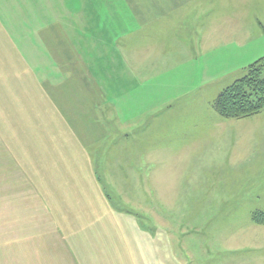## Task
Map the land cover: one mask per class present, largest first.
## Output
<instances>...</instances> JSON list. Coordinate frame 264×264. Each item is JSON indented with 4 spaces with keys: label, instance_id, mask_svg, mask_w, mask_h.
I'll return each instance as SVG.
<instances>
[{
    "label": "rangeland",
    "instance_id": "374dc122",
    "mask_svg": "<svg viewBox=\"0 0 264 264\" xmlns=\"http://www.w3.org/2000/svg\"><path fill=\"white\" fill-rule=\"evenodd\" d=\"M152 1L0 0V264H264V0Z\"/></svg>",
    "mask_w": 264,
    "mask_h": 264
},
{
    "label": "trees",
    "instance_id": "16d2710c",
    "mask_svg": "<svg viewBox=\"0 0 264 264\" xmlns=\"http://www.w3.org/2000/svg\"><path fill=\"white\" fill-rule=\"evenodd\" d=\"M225 119H245L264 110V57L251 64L244 77L224 89L214 103ZM253 220L264 225V213H255Z\"/></svg>",
    "mask_w": 264,
    "mask_h": 264
},
{
    "label": "crops",
    "instance_id": "0c3cea01",
    "mask_svg": "<svg viewBox=\"0 0 264 264\" xmlns=\"http://www.w3.org/2000/svg\"><path fill=\"white\" fill-rule=\"evenodd\" d=\"M140 1V0H139ZM153 1L152 0H147V3H152ZM185 5H187V4H185ZM187 9V8H186ZM186 9H185V11H186ZM155 10H156V8L155 7H148L147 8V14L149 15L150 13H154L155 12ZM139 13V12H138ZM140 15L142 16V14L141 13H139V16L137 15V16H135V20H136V28L137 29H139L137 32H139L141 29L143 30V31H147V32H149V33H151V34H155V28H154V26H155V24H156V20H155V17L157 16V15H155L154 17H150V15H149V18L150 19H148V20H146V18H147V16L142 20V21H140ZM167 16H163V18L165 19ZM154 18V19H153ZM185 18H187V16H185ZM165 24V23H164ZM163 27V26H162ZM185 30V31H184ZM184 30H183V35H180V33L179 32H177V31H172V35H174V37H187V24H185L184 25ZM148 33V34H149ZM171 37V36H170ZM205 128H206V126H202V130L205 132Z\"/></svg>",
    "mask_w": 264,
    "mask_h": 264
}]
</instances>
